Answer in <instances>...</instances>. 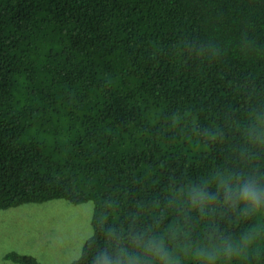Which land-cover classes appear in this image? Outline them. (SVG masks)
<instances>
[{"label": "trees", "instance_id": "trees-1", "mask_svg": "<svg viewBox=\"0 0 264 264\" xmlns=\"http://www.w3.org/2000/svg\"><path fill=\"white\" fill-rule=\"evenodd\" d=\"M260 102L264 0H0V209L93 201L107 244L173 186L241 167L234 124Z\"/></svg>", "mask_w": 264, "mask_h": 264}, {"label": "clouds", "instance_id": "clouds-1", "mask_svg": "<svg viewBox=\"0 0 264 264\" xmlns=\"http://www.w3.org/2000/svg\"><path fill=\"white\" fill-rule=\"evenodd\" d=\"M205 48L193 45L199 57ZM235 121L242 140L241 167H220L183 187L170 189L168 203L144 213L154 224L93 230L81 264H264V102ZM172 217L167 224L164 222ZM239 226V227H238Z\"/></svg>", "mask_w": 264, "mask_h": 264}, {"label": "rangeland", "instance_id": "rangeland-1", "mask_svg": "<svg viewBox=\"0 0 264 264\" xmlns=\"http://www.w3.org/2000/svg\"><path fill=\"white\" fill-rule=\"evenodd\" d=\"M93 208V201L51 199L0 209V264H20L6 257L11 252L43 264L74 261L93 231Z\"/></svg>", "mask_w": 264, "mask_h": 264}]
</instances>
